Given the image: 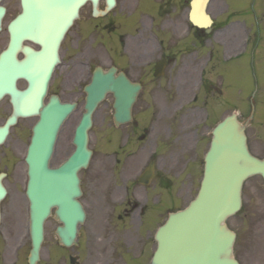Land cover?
<instances>
[{
	"label": "flooded vegetation",
	"instance_id": "af4514ba",
	"mask_svg": "<svg viewBox=\"0 0 264 264\" xmlns=\"http://www.w3.org/2000/svg\"><path fill=\"white\" fill-rule=\"evenodd\" d=\"M192 1L116 0L115 5L109 8L106 0H100L98 8L102 11L108 9L103 16L94 14L92 2H87L80 9L79 17L70 26L61 42L60 63L54 70L48 88V97L56 95L63 102L77 103L76 110L67 119L62 130L69 122V125L71 124L70 119L76 112L81 110L82 113L84 110L85 87L91 82L97 67H103L108 71L116 68V72L112 74L113 80L120 78L118 76L126 77L130 82L138 84L139 90L132 107L133 121L119 126L115 123L116 94L114 90L107 94L109 125L107 158L110 167L114 168L110 173L111 186L107 195L111 215H115L114 211L118 210L117 217L107 219L106 224L99 225L98 218L94 217L92 211V207H95L97 202L82 201L86 211V220L79 226L77 244L66 246L60 243L56 234L62 223L54 217L53 210L45 223L43 246L37 264H82L83 252L86 253L88 259L93 260L94 264H117L118 250L124 245L130 246V242L124 239L126 237L124 228H120L124 225L121 218L131 204L125 195L131 190L143 193L149 189L162 188L164 183L169 181V177L181 173L186 172L189 178L192 177V163L199 145L204 147L205 139L207 140L206 148L210 144V123H207L210 109L207 108V102L201 101L204 106L198 104V106H184L178 103V92L177 95L174 94L171 102H167V105L166 102L156 99L161 91L171 93L173 87L176 88L174 85L178 79L168 74L167 71L169 65H178L176 49L180 36H186L183 44L189 48L193 44V37L200 39L206 33V28L195 25L190 19ZM2 3L6 12L0 30V55L12 41L10 25L24 12L23 0H3ZM224 8L225 6H222L221 13ZM228 10L232 12L231 8ZM216 27L215 22L214 28ZM19 28V25L12 27L15 31H19ZM188 36L191 37L187 39ZM24 46L36 51L41 49L39 42L22 39L21 49L16 54L20 60L25 58ZM164 58L166 59L165 73L156 77L154 76L155 66ZM183 66H192L194 69V65L188 59L179 61L181 71ZM148 81L153 85V91L150 92V101L147 104ZM194 81L195 87L191 88L193 96L190 104L199 100L198 93L202 92V97L204 95L208 97L207 85L203 80L197 87L196 83L199 80L194 79ZM27 86L28 82L25 79L21 78L17 81L19 89L23 90ZM195 89L198 92L194 93ZM2 111H4L3 114ZM12 111L11 96L6 94L0 98V127L6 123ZM34 118H19L16 125L11 128L10 134L13 129L19 127L23 120ZM33 125L34 122L29 126L26 125L20 134L26 137L30 133L31 137ZM26 138H22L21 144L14 142L13 151L10 148L6 152L0 151V175L5 174L4 181L10 178H20L19 175L21 178H27L24 158L26 149L23 150V154L21 150V158H16L15 153ZM72 140L73 133H70L69 137L67 131L62 139L64 141L63 154L60 153L57 143L52 162L61 156L62 158L57 163L59 165L69 155ZM202 160H204V155ZM150 165L153 166V174L150 184L144 186L139 183V178L144 169ZM120 166L123 167L122 170L116 169ZM140 166L141 170L136 169ZM80 175L82 179V173ZM14 187L18 197L26 193V186L15 185ZM146 193L148 196L149 193ZM94 199L96 200V197ZM4 201L1 204L0 219V264H31L32 240L28 225H26L25 209H9ZM153 202L148 199L145 205ZM161 203L158 201V204ZM20 205L23 208L24 203ZM141 205L136 204L137 207ZM246 216L249 226V230L245 232L246 235L243 236L242 230L234 229L236 232L235 256L240 264H264V217H253L251 213ZM95 255L99 257L95 259Z\"/></svg>",
	"mask_w": 264,
	"mask_h": 264
},
{
	"label": "water",
	"instance_id": "95a60500",
	"mask_svg": "<svg viewBox=\"0 0 264 264\" xmlns=\"http://www.w3.org/2000/svg\"><path fill=\"white\" fill-rule=\"evenodd\" d=\"M0 0V29L5 7ZM88 0H23L24 12L10 25L12 41L0 55V98L12 97L13 115L0 127V144L9 134L18 117L39 115L27 153L28 190L32 215V257L37 259L43 240L45 218L56 205L57 216L65 223L59 228L62 241L70 244L78 222L85 213L76 199L81 195L78 172L87 168L92 151L88 149V131L92 113L110 89L108 73L98 71L88 88L86 112L76 129V150L58 168L50 167L58 132L71 112L73 104H63L52 97L44 98L53 69L59 60L58 49L67 29ZM96 4L98 0H91ZM110 5L114 0H107ZM209 23L211 20L209 16ZM20 26L19 31L12 29ZM22 39L40 43L35 51L23 48L25 58L16 56ZM23 77L29 85L18 90L16 81ZM134 95L118 96L117 122L131 118ZM246 124L236 114L226 117L213 131L205 156L204 176L197 197L184 209L169 215L157 234L158 247L150 264H239L233 254L235 233L226 224L229 216L242 207V188L253 175L264 178V158L252 155L247 144ZM0 175V202L6 195Z\"/></svg>",
	"mask_w": 264,
	"mask_h": 264
},
{
	"label": "rangeland",
	"instance_id": "374dc122",
	"mask_svg": "<svg viewBox=\"0 0 264 264\" xmlns=\"http://www.w3.org/2000/svg\"><path fill=\"white\" fill-rule=\"evenodd\" d=\"M237 2H239L238 5H236ZM222 6H225V8L221 13ZM228 8L241 12L229 14ZM209 11L212 15L214 14L213 16L218 25L217 28L210 35L204 34L201 37V41L193 37V44L189 48L186 47V44H183L186 41V36L180 37L179 45L176 49L178 65H169L170 67L168 66L167 71L168 74L174 75L178 79L174 85L176 88L173 87L171 93L161 91L156 99L166 102L167 105V102H171L174 99V94L177 95L176 93L178 92V103L184 106L197 104L204 106L201 101H206L207 108L210 109L207 121L208 124L210 123V127H213L216 121L222 120L232 111H236L241 120L246 121L250 115L253 99L256 111L247 126V135L249 146L253 153L262 157L264 156V0H212L209 4ZM226 25L229 26L225 27ZM190 37L188 36L187 39ZM248 39H251L250 42L247 41ZM194 43L196 44L194 45ZM181 59L190 60L194 65V69L192 66H183L181 71L179 67ZM194 79L199 80L196 83V87L202 80L207 85L208 97L206 95L202 97V92L198 93L199 100L190 104L193 96L191 88L192 86L195 87L193 85L195 84ZM152 87L153 85L148 81L147 104L150 101V92L153 91ZM218 89L221 91L219 92ZM195 92H198V90L195 89ZM253 94L255 96L252 97ZM171 95L172 97H170ZM107 103V101L102 103L94 115L89 143L94 153L89 168L82 171L83 186L86 192L83 200L84 202H97L96 206L92 207V211L94 217L98 218L99 225L106 224L107 219L116 218L118 211H114L115 215H111V210L108 207L107 193L110 190V164L107 158V153L109 152L107 141L109 135ZM3 113L4 111H2ZM80 113L81 110L71 117V124L69 125V122L60 134L61 139H59L58 146L61 154H63L62 151L64 150V141H62L64 134L68 131L70 137ZM35 121L36 119L23 120L18 128L12 130L6 145H3L0 151L6 152L8 148L12 149L14 142L21 144L22 138L28 137V139H24L25 141L20 149L15 151L16 158H21L23 150L29 144L30 133L24 137V134H20V131H24L26 125L29 126ZM20 135L22 138H18ZM206 144L207 140L205 139L204 147L199 145L194 157L192 192H189L192 181L185 172L174 177L168 176L169 181L165 182L162 188L158 187L148 190L150 201H154L148 207L143 205L144 201H146L145 194L131 190L130 193L125 195L131 204L121 218L122 222L124 220V225H121L120 228H124L126 234L124 239L130 242V246L124 245L123 248L118 250V257L116 256L118 259L116 261L117 264H148L155 242L152 236L148 237L147 233L154 231L156 226L164 221L169 212L183 208L195 196L202 176V158L207 147ZM71 149H73L72 146H70L69 152ZM65 154H68V150ZM61 158V156L57 157L52 162V165H57ZM21 167L22 165L20 164ZM120 168L117 167L116 169L122 170L123 167L120 166ZM159 170L161 171V169ZM15 175L18 176L17 174ZM19 176L20 178H10L5 181L9 193L4 204L9 209L27 210V200L23 197L25 194L22 193L18 197L14 187L15 185L18 187L25 185L24 181L26 178ZM20 190L23 191L24 189ZM95 197L96 200L94 199ZM92 198L93 200H90ZM157 201L162 203L158 204ZM22 202L24 203L23 208L20 205ZM243 202L244 212L237 217H232L229 224L233 229L242 230L244 236L246 235L245 232L249 230L246 215L251 213L253 217H264V184L260 177L250 178L244 184ZM137 203L142 205L137 207ZM102 219L104 220L102 221ZM86 257V253L83 252L82 264H94L93 260ZM98 257L99 255H95V259Z\"/></svg>",
	"mask_w": 264,
	"mask_h": 264
},
{
	"label": "bare ground",
	"instance_id": "6f19581e",
	"mask_svg": "<svg viewBox=\"0 0 264 264\" xmlns=\"http://www.w3.org/2000/svg\"><path fill=\"white\" fill-rule=\"evenodd\" d=\"M199 7H202L201 4L199 5ZM197 12L200 13L199 10ZM196 19H197V21H199L201 23L204 20V17L201 14H197Z\"/></svg>",
	"mask_w": 264,
	"mask_h": 264
}]
</instances>
